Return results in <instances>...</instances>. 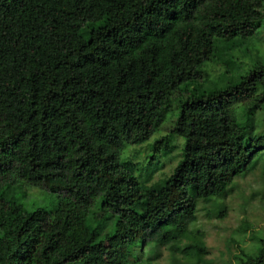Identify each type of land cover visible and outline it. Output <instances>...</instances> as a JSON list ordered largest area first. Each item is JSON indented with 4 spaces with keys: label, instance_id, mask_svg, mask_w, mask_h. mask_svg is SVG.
<instances>
[{
    "label": "trees",
    "instance_id": "16d2710c",
    "mask_svg": "<svg viewBox=\"0 0 264 264\" xmlns=\"http://www.w3.org/2000/svg\"><path fill=\"white\" fill-rule=\"evenodd\" d=\"M263 6L0 0V264H106L110 245L125 246L127 261L107 263L148 264L129 256L137 240L183 259L202 255L198 238L180 240L197 203L224 197L264 163V64L208 89L204 68L233 65L220 52L259 33ZM175 110L154 151L164 155L173 138L198 145L146 186L155 159L138 168L123 153ZM26 187L55 195L54 205L26 212L15 197ZM249 239L234 264H264V234Z\"/></svg>",
    "mask_w": 264,
    "mask_h": 264
},
{
    "label": "rangeland",
    "instance_id": "374dc122",
    "mask_svg": "<svg viewBox=\"0 0 264 264\" xmlns=\"http://www.w3.org/2000/svg\"><path fill=\"white\" fill-rule=\"evenodd\" d=\"M261 12L264 15V6ZM220 60L231 61L233 65L225 67L221 63L209 64L204 70L206 78L201 84L203 89L212 86H223L239 76L243 75L256 61L264 64V23L259 33L252 39L243 42L237 48L220 52ZM177 110L167 113L163 123L150 139L140 146L126 149L123 158L138 168L144 167L150 157L155 159L159 170L154 173L146 186L159 182L167 177L179 160V154L184 147H196L197 141L185 146L182 138H173L167 152L161 155L160 150L155 152L154 142L165 136L176 118ZM238 118L243 117L237 112ZM257 123L264 129V108L260 110ZM264 159V154L261 155ZM26 192H18L15 197L26 212L36 208L50 209L55 203V195L49 194L37 188H25ZM92 213H96L93 209ZM195 222L189 226V234L180 236L182 245H190L189 238L199 239L196 254L191 258L183 259L178 255L169 253L164 248L155 249L152 245L141 246L138 240L133 247H129V256L140 257L139 263L148 264H234L233 257L250 246L252 234H264V163L259 160L257 164L236 177L230 187V191L217 201H199L196 207ZM89 222V228L94 230L96 224ZM98 227V226H97ZM98 233H103L98 228ZM114 246V245H113ZM125 246L109 247L107 262L112 260L127 261L124 258ZM122 251V252H121ZM121 252V253H119ZM118 253V254H117ZM111 263V262H110ZM138 264V263H135Z\"/></svg>",
    "mask_w": 264,
    "mask_h": 264
}]
</instances>
